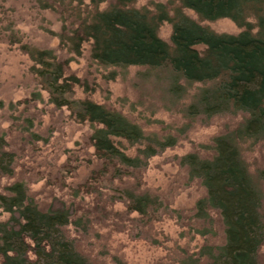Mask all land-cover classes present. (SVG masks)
Wrapping results in <instances>:
<instances>
[{"label":"trees","instance_id":"obj_1","mask_svg":"<svg viewBox=\"0 0 264 264\" xmlns=\"http://www.w3.org/2000/svg\"><path fill=\"white\" fill-rule=\"evenodd\" d=\"M58 1L59 7H65V0ZM174 1L178 6L170 12L163 5H155L154 12L135 9L136 0H92L84 14L77 7L62 11L65 24L56 35L58 46L77 58L87 47L89 61L97 67L166 70L175 95L184 89L181 82L202 85L186 109L190 120L244 117L235 130L212 140L211 157L187 154L179 160L188 179L199 181L205 190L206 196L195 204L194 219L207 222L216 215L224 229L222 245L203 246L197 258L181 264H259L264 246V195L259 182L264 178L250 174L240 145L264 141V0ZM186 10L199 21L188 17ZM221 19L230 20L242 31L216 34L199 23ZM164 23L171 27L169 43L158 36ZM10 44L20 45L31 61L30 71L48 102L66 109L75 123L91 127L87 144L99 162L88 181L92 185L106 178L117 182L129 178L145 169L150 159L175 146L173 137L147 136L122 114L89 99L76 100V89H92L55 51L18 40ZM6 149V140L0 136V209L9 216L0 222V264H91L66 232L70 226L84 229V222L74 219L69 208L60 204L39 209L22 182L2 187V179L13 176L15 164V156ZM92 185L78 188L73 195L91 194ZM115 193L117 202L139 216L153 218L154 211L161 208L159 200L147 194L128 189ZM205 234H211V229Z\"/></svg>","mask_w":264,"mask_h":264},{"label":"rangeland","instance_id":"obj_2","mask_svg":"<svg viewBox=\"0 0 264 264\" xmlns=\"http://www.w3.org/2000/svg\"><path fill=\"white\" fill-rule=\"evenodd\" d=\"M91 1L65 0L61 8L58 0H0V136L6 140V150L15 156L13 176L2 179V187L22 182L39 209L60 204L69 208L74 219L84 222V229L70 226L66 232L91 264H181L195 259L203 246L223 244L224 229L216 215L207 222L194 219L195 204L206 196L205 190L199 181L188 179L179 160L187 154L211 157L212 140L235 130L244 117L237 114L190 120L186 109L202 85L181 82L184 89L175 95L166 70L97 67L89 61L87 47L79 58L61 49L56 35L64 23L62 11L77 7L84 14ZM155 5L166 6L169 12L178 6L174 0H136L134 8L154 12ZM184 12L199 21L192 12ZM199 23L216 34L237 35L242 31L227 19ZM170 35V25L164 23L158 28L163 41L169 43ZM12 40L53 50L68 60L71 72L92 89H76V100L89 99L122 114L147 136L173 137L175 146L150 159L145 169L129 178L120 182L106 178L92 185L88 181L99 162L87 144L91 127L75 123L66 109L48 102L30 71L31 61L20 51V45L10 44ZM110 74L114 79L109 80ZM240 152L250 174L264 178V141L244 143ZM86 184L92 185L91 194L73 195ZM259 184L264 195V179ZM121 189L157 198L160 210L154 211L153 218L129 212L123 202H117L115 191ZM8 217L0 209V222ZM209 229L211 234L202 235ZM258 261L264 264V246Z\"/></svg>","mask_w":264,"mask_h":264}]
</instances>
